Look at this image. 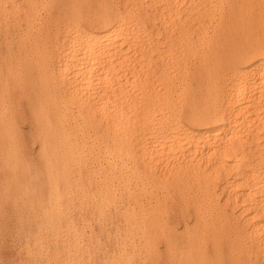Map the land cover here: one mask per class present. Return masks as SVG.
Here are the masks:
<instances>
[{
    "label": "bare ground",
    "instance_id": "6f19581e",
    "mask_svg": "<svg viewBox=\"0 0 264 264\" xmlns=\"http://www.w3.org/2000/svg\"><path fill=\"white\" fill-rule=\"evenodd\" d=\"M37 1L38 0H36L35 5H37L36 4L38 3ZM39 1L41 3V0ZM68 1L67 3L65 2L67 6H68ZM78 1L83 2L84 0H78ZM78 1L74 0L73 4L74 3L76 4V2ZM100 1L102 2V0ZM100 1L95 0L96 8L97 6L101 7L102 5L103 7L104 5V9H105L108 4V1L104 0L106 1V6H105V2L103 4H100ZM153 1H155L154 4L156 8L154 12L152 10L151 14H149V15H152V18H150V21H152L151 25L147 24L148 19L145 20V18L144 19L142 18V15L145 12L142 13V15H141V12H139V10L138 12L135 13V11L132 9V6H130L131 4L128 5V3H125L126 1L123 0L122 4L124 3V5L122 7V10H118V9L115 11L113 10L114 12L112 11V9L108 10L110 4L112 3L111 2L110 4H108L109 6H107L108 13L105 11L106 13L105 15L103 14L104 12L102 13L103 15L98 14L94 18V20L91 21L93 22L94 25L91 26V24L87 22V19H89V17L85 19L86 24L84 23L85 25H81V26L90 25V27L87 29H81V27L79 26L77 16L80 14H78L79 10L77 8L78 6L77 5L76 7L73 8V10L74 11L78 10L77 11L78 13L75 12V15H74V12L72 11L73 16L72 14H70V16H72L71 19L66 23V20H67V16H66L65 22L64 21L62 22V24L63 23H66V24L65 25L63 24L61 26L62 28L60 29L61 31L59 30L60 26H58V32L53 33L51 37L50 35L48 36L47 41H49L48 43L49 49H46V50H49L48 52L49 55L47 54L48 56L47 63L44 65V67L41 69L39 68V70L37 69L36 71L25 72V74L30 75L31 77L32 76L36 77L38 79L39 85H40L39 79H43L44 81H47L49 79H54L57 81V84L54 87L59 89L57 93L59 96L57 95V98H58V102L61 104V107L60 105H58L60 107L58 109L60 110H57V112L59 111L60 114H62L63 116H66L64 118L65 120L61 122V131H62L61 134H63L62 144H64V155L62 158L63 160L61 161L62 162L61 164H63V168H62V165L60 164L61 169L64 170V165H66L67 163L70 164L69 161L73 159L71 155L76 152L75 146L69 141L70 135L72 133V129L70 127L71 122L70 121L68 122L69 119L67 118L68 117L67 115L72 114L73 116L74 114V116H77L79 118V122L77 121L78 122L77 124L83 125L84 127H91V123L96 124L97 132H100L104 136V139L106 142H105V147L104 146L103 147L105 148L108 161L112 162L111 160L113 158L114 160H117L118 162V163L113 162V165L114 164L120 165L118 167L119 168L118 170L115 168V166L114 167L109 166V169H108L109 177H113L115 174H118V173L120 174V172L122 174V168L124 169V167H126V168H129L130 170L129 177L133 179V182H136V185L137 183H139V187L145 188L150 185L158 187L157 188L158 193L161 192L164 197L168 196L167 198H163L161 196L158 199L156 198L154 207L157 206L155 210L158 209L160 211V217L165 212V210L172 211L176 209L180 212L179 214H182V215L183 214L187 215L189 214L190 210L192 211V215H193L192 223L194 226L201 228V231H198L199 233L198 232L196 233V231L189 232V233L187 232V234L183 232L184 234H186V236L184 235L185 237L183 238L185 244H184L183 252L181 253H185L187 258L188 256L190 257L189 264H218L220 258H223L222 257L224 255L223 252L215 251L213 252V255H208L206 254L204 250V247H206L204 246V244H206L207 239H209V242L216 243V239H218L219 235L221 234L220 229L222 230L223 228L221 226V219L223 218V216H225L226 213L224 209H222V207H221V210L218 212L217 207L220 208V205L221 206L223 205L224 208L226 206H230V209H231L230 214H233L235 207L239 206V210L241 211L240 215L242 217V222L240 223L238 220L240 224L238 227L237 225L238 222L234 221L236 224L235 225L233 224L234 226L232 225L231 227L232 229L235 227L238 228L239 232H241L244 236L246 235V238H244L243 236L242 244L244 245L245 243L248 244L246 248L248 249L250 248L249 253L250 255L253 254L255 256V257L253 256L252 257L254 258V262L256 264L257 259L255 260V258L261 254L264 256V21H263L264 20V0H261V1L259 0H229L228 5L226 3V5L229 8V9L227 8L228 11L226 10L228 12V15L225 16L226 15L225 14L224 15L225 18H223V15L222 16L220 15L223 19H220L218 21L217 20L215 21V19L213 18L215 23H213V20L211 19L212 17L208 15L209 13L208 14L204 13L201 9L210 10L212 8V10H215V9H218V7L222 8V3L225 2V0H220L218 3H215L217 2L215 1L213 3V7L210 6L211 8L209 7V1H207L208 4L206 3L204 5V7L207 5L208 8L199 7L201 4L203 5V1L205 0H153ZM42 2H46V1L43 0ZM135 2L136 1H134V3ZM32 3H34V0H0V21H3L7 19L8 17H11V19H15V18L17 19V17H19L20 14H22L25 17L26 16L29 17L28 14L36 10V9L33 10L34 4L32 5ZM60 3L61 2H59V5H61ZM130 3H133V2H130ZM116 4L114 3V5ZM38 5H42V4L38 3ZM147 5L149 4L147 3ZM150 6L154 8V5H150ZM20 7L22 9V12L19 14H16V11L17 10L19 11ZM38 7L40 8V6ZM43 7H44V4H43ZM78 7L80 8V5ZM100 7L97 13H99L100 10H102ZM90 8H91V5H90ZM223 8H222V12H223ZM97 9L95 10V8H93L91 10L90 16H92L93 11L94 10L97 11ZM55 10L56 11L59 10L60 12V8L58 10L57 9ZM88 11H90L89 8H88ZM95 11H94V15L97 14ZM147 12L149 13L150 11L146 10V14H147V15L145 14L146 17L148 16ZM211 12L213 14V11H210V15H211ZM217 12L219 14V10ZM35 13L37 14L36 11ZM58 13L56 12V15ZM69 13H71V10L67 14ZM85 13L87 12L85 11ZM85 13H84V17H85ZM49 16L46 17V21H47V18H49ZM80 16H83V15H80ZM84 17L83 19L82 17L79 18L80 21H83ZM219 18L220 17L218 16L217 19ZM16 19L15 21H17ZM44 20H45V17H44ZM57 22L59 23V21ZM7 24H8V21H7ZM55 27H57V24ZM37 28L39 27L37 26ZM52 29H50V31ZM25 30L27 29L25 28ZM53 31L54 30H52V32ZM25 32L26 31L20 34H25ZM210 32H212L211 35H209ZM12 34L14 36V29L12 28L11 30L9 31L6 30L4 32L3 34L4 43H10L9 39L12 37ZM41 35H42V31H41L40 36ZM42 39L41 40L39 39L40 40L39 42H41ZM44 39L46 40V38ZM29 45H30V49L35 52H41L45 48L42 45V42L38 44L37 41H33L32 45L29 43ZM54 51L58 54V56H56L57 54L56 55L54 54ZM52 53L56 57H58V59H55L54 63L53 61H51ZM39 55L37 54V56ZM33 59H34V56H33ZM1 65H2V62H1ZM38 65L40 67L42 66V64L41 65L38 64ZM13 69H14V66H13ZM6 71H7V68H6ZM14 72H15V69H14ZM7 73L8 72H6V74ZM189 78L194 80L195 87H194L193 94L188 93V97L189 95L190 96L192 95V99H191V102L188 99L189 102L187 103L185 99L181 98V94L184 93V91H186L185 94H187V90L190 91V88H189L190 84L188 82ZM16 80L19 81L20 79L18 80L17 78ZM14 82L16 81L14 80ZM24 82H26V80ZM15 95H16V92H15ZM35 95L37 97H40L39 93ZM32 96H33V92H32ZM180 99L182 100V102H184L185 100L186 102L185 105L181 106V103L179 104ZM25 100H26V96L24 99V105H25ZM15 102H16V99H15ZM28 102H30L29 99H28ZM46 102H47V99L45 100L44 103ZM178 104L180 105V107L178 106ZM28 108H29V105H28ZM90 109L93 112H90L89 111ZM20 110L21 109H19V111ZM28 111L26 110L27 113ZM95 113L99 114L98 119L93 118V115H95ZM38 114H40V112ZM29 121L32 122V120H30V117H29ZM34 123H36L35 120L33 121L32 125ZM56 123H59V121ZM40 124H41V121H40ZM49 124L51 123H47L46 126H48ZM78 127L79 126L77 125V130H78ZM32 129H33V126H32ZM45 129L46 128H44L43 130ZM37 131L39 130L37 129ZM56 134H58V131ZM75 134L76 132L74 133V135ZM79 134H81V132H79ZM51 136H53V134ZM89 145L90 144H88V147ZM134 149L139 150V152L137 153L138 155H136ZM98 151H100L99 148H98ZM56 154H58V152ZM52 156L54 157V155ZM58 156L59 155H55V157H57L56 159H58ZM60 156H62V153ZM136 157L142 162V165H141L142 170H140L141 168L139 169V171L136 170L137 164L136 165L134 164L135 163L134 159ZM54 162H56V160H54ZM73 162H75V160ZM82 162H83V159H82ZM134 165L136 169L133 167ZM55 167H52V168H54L56 171ZM157 167L159 168L158 172L156 171ZM57 171H58V168H57ZM86 171L87 170H85L84 172ZM62 173H60V176ZM55 174L53 173L51 175L50 173L49 174L50 178L53 179L55 177ZM76 175L77 174H75V176ZM56 176L58 177V175ZM66 176H61V180L63 178V180L65 179V182H66L68 180V177L66 180ZM58 179L59 178H57V182L58 181L60 182L61 180H58ZM69 179H70V176H69ZM220 179L222 180L224 186H227L229 188L232 195L229 192L230 193L229 195H226V196L224 195L226 197L225 198L222 194V197H224V200L223 199L221 200L220 205L218 204L216 199H214L215 198L214 197L213 198L214 200H212V203H213L212 204L211 203L212 196L215 194L216 189L218 188L217 183L213 184V182L214 181L217 182L218 180L220 181ZM78 180H79V177H78ZM93 181H94V178H93ZM51 182L53 183V180ZM59 182L58 184L61 183ZM119 182L120 181H118V185H119ZM52 183H51V186H52ZM71 183L73 184L72 181ZM69 184L67 187L71 188L72 185L69 187ZM86 184L88 185L87 182ZM62 186H64L63 183H62ZM56 187L57 186L55 183L54 190L57 191ZM108 189H109V186L107 185V190ZM221 189L219 190H221L222 192L226 188L224 189L221 188ZM54 190L53 192H55ZM60 190H61L60 192H62V190L64 189L60 188ZM94 190L95 188L93 189V191ZM50 191H52V189ZM104 191L106 190L104 189ZM111 192L112 193H109V195L115 194L112 191V189H111ZM145 192H147V189ZM152 192L153 191L151 190V193ZM143 193L144 192H142V194ZM176 193H179L178 195L179 201L177 202L178 203L177 206H173L172 204H170L169 201L171 200V198H173V195H175ZM49 194L52 196L51 193ZM137 194L139 195V193ZM155 195H156V192H155ZM55 196L56 195H54V197ZM85 196L87 197V195ZM97 197L98 196L96 195V198ZM62 199H64V197H62ZM113 199H112V203H113ZM218 199L219 198L217 197V200ZM119 200H120V197H119ZM145 200H146V197H145ZM124 201L128 202V200H124ZM214 201L217 202V203L215 202L217 207H215ZM238 201L239 203L237 205L236 202ZM109 204L110 203L108 202V205ZM230 204H232V207ZM119 205H121V203ZM149 206H153V205H149ZM64 207H66V205H64ZM113 208H114V204H113ZM93 209H96V208H93ZM100 209L102 208L100 207ZM66 210L68 209L65 208V211ZM148 210L149 209H147V211ZM126 211H128V209ZM131 213H132V210H131ZM131 213H128V214L130 215ZM65 214L67 215V213ZM145 214H147V212ZM234 214H235L234 215L235 217L236 213ZM68 215H70V213ZM237 215H239V211ZM115 217L116 218L118 217L117 214L115 215ZM132 217H135V216H132ZM176 217H177V214H176ZM102 218L103 217H101V219ZM114 218H113V221L116 219ZM179 218H180V215H179ZM236 218L238 219V217ZM154 221L153 222L155 224L156 219ZM106 222H109V221H106ZM170 222L171 220L169 221V223ZM176 222H180V221L177 220ZM187 222L188 220L185 222L184 225H182L184 226L183 228L185 230L187 229L186 227H189L187 225ZM125 223L126 222L124 221V224ZM166 223H167V220H166ZM225 223H226L225 225L226 229L225 228L223 229H225V231H228L230 223L228 222V220H226ZM118 225H121V224H118ZM163 225L164 224L162 223L161 225L162 228H163ZM130 226L131 225H129V227ZM170 226L171 225H169V227ZM161 227L160 229L162 230ZM216 227H219L220 229L217 230ZM236 228H235V234L238 233L236 231ZM149 229H150V226H149ZM149 229L148 231H150ZM231 230L228 231V235ZM38 231H39V227H38L37 232ZM159 232L162 236L161 231ZM176 233H177L176 235H178V232ZM144 234H145L144 237L148 235V233L147 235L146 233ZM160 234L158 233V235ZM36 235L37 233L35 232V236ZM228 235H227V238H228ZM78 236H79V233H78ZM132 238L133 237L131 236V242L133 240ZM163 238H164V235L162 236V239ZM239 238L241 237H238V240ZM140 239L142 240V237ZM151 241L152 240L150 239V242ZM239 241H242V238ZM163 242H164V239H163ZM154 243H156V241H154ZM239 244L237 243L235 244V247L237 245L238 250H239ZM180 245L182 247L181 243ZM231 245L232 247L234 246L233 244ZM145 246H147V243ZM246 248H244L243 246V248H240V251L241 249H245L246 251ZM231 250L232 249H230V251ZM238 250L236 251V253H238ZM162 251H164V249ZM60 252L61 251H59V253ZM63 254L64 253H62L61 255ZM247 254L248 253L246 252L245 259L247 258ZM110 256H112V254H110ZM110 256H108V258ZM164 256L165 254L163 255V257ZM168 258H170V256H168ZM237 258L235 257V262L237 261L236 260ZM83 260L85 261L86 259H83ZM71 261H72V258H71ZM250 262L251 260L248 261L247 263H250ZM109 264H112V263H109Z\"/></svg>",
    "mask_w": 264,
    "mask_h": 264
},
{
    "label": "rangeland",
    "instance_id": "374dc122",
    "mask_svg": "<svg viewBox=\"0 0 264 264\" xmlns=\"http://www.w3.org/2000/svg\"><path fill=\"white\" fill-rule=\"evenodd\" d=\"M42 1L43 0H41V3L39 0L37 1L39 4H42V5H38V3H36L37 5H35L36 0H34V3H32V5L34 4L33 10L36 9L35 11L37 12V14L35 13V11H33L32 13H30L31 15L28 14L29 17H27V16L25 17L22 14H20V16L17 17V19L15 18L17 21H15V19H11V17H8L7 19L0 21V88H1L0 89V96H1L0 97V105H1V107H0V264H102V263H104V264H107V263L108 264L109 263L122 264V262H123V264H161V263H163V264H176V263L177 264H187L188 263L189 264V262H190L189 258L190 257L188 256V258H187L185 253H181V252H183L184 244H185L183 238L186 236L187 232L189 233V232H195L196 231V233H197L198 231H201V228L194 226L192 223L193 222L192 211L190 210L189 214H187V215H184V214L182 215V214H179L180 212L176 209L172 210V211L171 210H169V211L165 210V212H164L165 215L163 213L160 217V211L158 209L155 210V208H157V206L154 207L156 198L158 199V198H160V196L163 198H167L168 196L164 197L161 192L158 193V191H157L158 187H155L153 185H150V186L145 187V188L139 187V183H137V185H136V182H133V179L131 177H129V173H130L129 171L130 170H129V168H126V167H124V169L122 168V174L123 175L120 172V174L118 173V174H115L113 177H109L108 176L109 166H113V167L115 166V168L118 170L119 169L118 167L120 165H115V164L113 165V162L118 163L117 160H114L113 158L111 160L112 162L108 161L107 154H106L105 148H104L105 142H106L104 139V136L100 132H97L96 124L91 123V127H84L83 125L77 124L79 122V118L77 116H74V114H73V116H72V114L67 115L68 116L67 118L69 119L68 122L69 121L71 122L70 127L72 129V133L70 135L69 141L75 146L76 152L71 155V157L73 159H71V161H69L70 164L67 163L66 164L67 166L64 165V170H62L61 165L63 168V164H61L62 163L61 161L63 160L62 158L64 155V144H62V135L63 134H61L62 133L61 122H63V120H65L64 118L66 116H63L62 114H60L59 111L57 112V110H60L58 108L61 107V104L58 102V98H57V95H58L57 93H58L59 89L54 87L57 84V81L54 79H49L50 81L49 80L44 81L43 79H39V83H40V85H39L38 79L36 77H33V76L31 77L30 75L25 74V72H27V71L32 72V71H36L37 69L39 70V68L41 69L44 67V65L47 63V57H48L47 54L49 55V53H48L49 50H46V49H49V44H48L49 41H47L48 36L50 35V37H51L53 33L58 32V26H60L59 30L62 29L61 26L63 24L65 25L71 19V17L73 16V14H72L73 12L75 15V12L78 13L77 11L79 10L78 14L83 15V16H80V15L77 16L79 26L81 27V29H87L90 27V25L81 26V25L86 24L85 19H87L89 17V19H87V22L89 24H91V26H92L94 24L91 21H93L94 18L98 14L99 15H103V14L105 15L106 14L105 11L107 12L108 10H111V9H112V11L113 10L115 11L117 9L122 10V7L124 5V3L122 4L123 0H115V1L107 0L108 4H110L111 2L113 3V4L111 3L112 6H111V4H110V6L107 4V6H109L110 9L106 6V1H104V0H102V2L100 0L99 1H100V4H103L105 2V6H106L105 9H104V5H103V7H102V5H101V7L97 6V8H98L97 9L96 5H95V0H84L83 2L75 0V1L79 2V4H78V2H76V4L74 3L75 5L73 4L74 0L73 1L71 0L72 3L70 2V0L69 1L68 0H60V1L59 0H45L46 2H42ZM58 1L61 2L60 3L61 5H59ZM67 1H68V6L66 4ZM125 1H126L125 3H128V5L131 4L130 6H132V9L135 11V13L138 12V10H139V12H141V15H142V13L145 12L142 15V18L143 19L145 18V20L148 19L147 24L151 25L152 21H150V18H152V15H149V14H151L152 10L154 12V10L156 8L155 4H154L155 1H153V0H149V1L148 0H134V1H136L135 3L133 0H129V1L125 0ZM205 1H203V5L201 4L199 6L200 8H208L207 5L204 7V5L206 3L208 4L207 1H209V7L210 6L213 7V3L215 1H217L215 3H218L220 0H214V1L213 0H211V1L205 0ZM259 1H261V0H259ZM116 2H117V4H116ZM130 2H133V3H130ZM228 2H229V0L228 1L225 0V2L222 3V8L224 6L223 12H222V8H220V7H218V9H215V10H212L211 7H210L211 8L210 10H204V9H201V10L204 13H207V14L209 13L208 15L212 17V18L211 17L210 18L213 20V23H215L216 20L218 21L220 19H223V18H225V16L228 15V12H227L228 11L227 10ZM82 3H83V5H82ZM114 3L116 5H114ZM120 3H121V5H120ZM147 3L149 5H147ZM226 3H227V5H226ZM43 4H44V7H43ZM64 5L66 6V8ZM77 5L78 6L80 5V8ZM85 5H87V6H85ZM90 5H91V8H90ZM150 5H154V8ZM38 6H40V8ZM76 6H77L78 10L76 9L77 11H74L73 8ZM93 6H95V7H93ZM140 6H141V8H140ZM37 7H38V9H37ZM50 7H51V9H50ZM99 7L103 10V11L100 10L101 13L100 12L97 13L99 10ZM59 8H60V12L58 10ZM88 8L90 11H88ZM93 8H95V10L97 9V11L94 10L97 14L95 13L96 15H94V11H93L92 16H90L91 10ZM107 8H108V10H107ZM55 9H57L58 11H56ZM70 10H71V13L67 14L68 12H70ZM83 10H84V12H83ZM142 10H144V11H142ZM146 10L150 11L149 13L147 12L149 18H148V16L146 17V15H147ZM218 10H219V14L217 12ZM61 11H62V13H61ZM63 11H64V13H63ZM65 11H66V13H65ZM85 11L87 13L88 12L89 13L87 14V13H85ZM210 11H213V14L211 12V15H210ZM21 12H22V9L20 7L19 11L18 10L16 11V14H19ZM56 12L57 13L59 12L58 13L59 15L58 14L56 15ZM53 13H55V14H53ZM84 13H85V17H84ZM49 14H50V16H49ZM70 14H72V16H70ZM63 15H64V17H63ZM220 15L221 16L223 15V18ZM37 16H39V17H37ZM48 16H49V18H47V21H46V17H48ZM58 16H59V18H58ZM66 16H67V20L65 19ZM218 16L220 17L219 19H217ZM22 17L24 20L22 19ZM44 17H45V20H44ZM81 17H82V19L84 17L83 21H80L79 18H81ZM213 18L215 19V21ZM65 20H66V23L62 24V22L63 21L65 22ZM7 21H8V24H7ZM57 21H59V23ZM42 23H43V25H42ZM56 24H57V27H55ZM36 25L39 28H37ZM52 27H53V29H52ZM11 28L14 29V36L12 34V37L9 39L10 43H4L3 34L6 30H8V31L11 30ZM25 28L27 30H25ZM56 28H57V30H56ZM39 29H40V31H39ZM50 29H52L54 31L52 32V30L50 31ZM24 31H26L25 34H20V33H23ZM41 31H42V35L40 36ZM43 31H45V32H43ZM211 33L212 32H210L209 35H211ZM17 34H18V36H17ZM141 34H142V32H141ZM25 35H26V37H25ZM28 36H29V38H28ZM30 37H32V38H30ZM44 38H46V40ZM39 39L40 40L42 39L41 42L45 48L41 52H35V51L30 49L29 43L32 45L33 41H37V43L39 44V43H41V42H39L40 41ZM25 45H26V47H25ZM39 53H40V55H39ZM37 54L39 56H37ZM54 54L56 55L57 53L54 51ZM54 54L52 53V56H51V58H52L51 61H53V63H54L55 59H58V57H56V56H58V54L56 56ZM10 55H11V57H10ZM33 56H34V59H33ZM38 58H39V60H38ZM1 62H2V65H1ZM31 63H32V65H31ZM37 63L40 65L42 64V66L40 67ZM13 66H14L15 72H14ZM6 68H7V71H6ZM2 69H3V71H2ZM16 71H17V73H16ZM6 72H8V73L6 74ZM22 74H24V75H22ZM12 75H13V77H12ZM17 75H18V77H17ZM26 75H27V77H26ZM3 77H4V79H3ZM17 78H18V80L19 79L20 80L17 81L16 80ZM12 80H13V82H12ZM14 80L16 82H14ZM25 80H26V82H24ZM42 81H43V83H42ZM3 82H4V84H3ZM188 82L190 84L189 88H190L191 93L189 90H187V94H185L186 91H184V93L181 94V98L185 99L187 103L189 102V100L191 102V99H192V95L191 96L189 95V97H188V93L193 94L194 93V87H195V83H194L193 79L189 78ZM34 83H35V85H34ZM17 89H18V91H17ZM15 92H16V95H15ZM32 92H33V96H32ZM6 93L8 96L6 95ZM37 93L40 94V97H37L35 95ZM45 93H46V95H45ZM2 96H3V98H2ZM25 96H26L25 105H27V106L24 105ZM51 97H52V99H51ZM53 98H54V100H53ZM15 99H16V102H15ZM28 99L30 100V102H28ZM46 99H47V102L44 103ZM35 100H36V102H35ZM43 100H44V102H43ZM180 100H179V104L181 103V106L185 105V103H186L185 100H184V102H182V100L180 102ZM22 104H23V106H22ZM179 104H178V106L180 107ZM28 105H29V108H28ZM58 105H60V107ZM26 107H27V109H26ZM18 108L21 110L19 111ZM28 109H29V111H28ZM26 110L28 111V113L26 112ZM89 111L93 112V111H91V109ZM29 112H30V114H29ZM39 112H40V114H38ZM59 116H61V117H59ZM29 117H30V120H32V122L29 121ZM49 117H50V119H49ZM70 117L72 120L70 119ZM98 117H99V114L95 113V115H93L94 119H98ZM38 118H39V120H38ZM42 118H43V120H42ZM45 119H46V121H45ZM34 120L36 121L37 124L34 123L32 125ZM40 121H41V124H40ZM58 121H59V123H56ZM73 122H74V124H73ZM93 122H95V121H93ZM47 123H51V124L46 126ZM77 125L80 127V128L78 127V130H77ZM32 126H33V129H32ZM51 126H52V128H51ZM44 128H46V129L43 130ZM37 129L39 131H37ZM53 129H54V131H53ZM57 131H58V134H56ZM74 131L76 132L75 135H74V133H75ZM77 132H78V134H79V132H81V134L78 135ZM92 133H93V135H92ZM52 134H53V136H51ZM46 135H47V137H46ZM99 135H101V136H99ZM49 137L51 138V140ZM56 138H57V140H56ZM78 138H79V140H78ZM53 140H55V141H53ZM82 141H83V143H82ZM59 142H61V143H59ZM53 144H54V146H53ZM88 144H90L89 147H88ZM76 147H77V149H76ZM96 148H97V150H96ZM98 148L100 149V151H98ZM53 149H54V151H53ZM59 149H60V151H59ZM103 149H104V151H103ZM134 151H135L136 155H138L137 153L139 152V150L134 149ZM57 152H58V154H56ZM60 152L62 153V156H60L61 155ZM52 155H54V157ZM55 155H59L58 159H56L57 157H55ZM93 155H94V157H93ZM103 155H104V157H103ZM50 157H51V159H50ZM77 157H78V159H77ZM96 158H97V160H96ZM82 159H83V162H82ZM54 160H56V162H54ZM74 160H75V162H73ZM105 161H106V163H105ZM81 162H82V164H81ZM134 162H135L134 163L135 165L137 164L136 165L137 169H136L135 165L133 167L137 171H139L140 168H141L140 170H142L141 160H139L136 157L134 159ZM75 163H76V165H75ZM49 165H50V167H49ZM100 165H101V167H100ZM55 166H57V167H55ZM81 166H82V168L83 167L84 168L82 169ZM52 167H55L56 171ZM66 167H67V169H66ZM57 168H58V171H57ZM50 169H51V171H50ZM84 169L87 171L84 172L85 171ZM156 169L155 170L158 172L159 168L157 167ZM65 170L67 171V173ZM68 170H70V171H68ZM48 172H50L51 175L53 173L55 174L57 172L59 174L58 173L55 174V177L53 175L54 178L52 179V178H50V175H49L50 173H48ZM60 173H62L61 176L67 175L66 176V180L68 177V180L66 181L67 183L65 182V179L63 180V178H62L63 181L61 180ZM75 174H77V175L75 176ZM98 174H100V175H98ZM56 175H58V177ZM69 176H70V179L73 182V184L71 183ZM78 177H79V180H78ZM57 178H59L58 180H61L60 181L61 183L58 181L61 185L58 184ZM72 178H74V179H72ZM93 178H94V181H93ZM131 179H132V181H131ZM52 180H53V183L51 182ZM118 181H120L119 185H118ZM218 181L213 182V184L217 183L218 188L216 189L215 194L212 196L211 203H212V200L216 199V201L220 205L221 200L222 199L224 200V197L226 195H229L231 192L227 186H224L221 179L219 182ZM86 182L88 183V185L86 184ZM51 183H52V186H51ZM55 183L57 186L56 187L57 191L54 190ZM62 183L64 186H62ZM49 184H50V186H49ZM68 184H69V187L72 185L71 188L67 187ZM132 184H134L135 186ZM107 185L109 186L108 190H107ZM88 186H89V188H88ZM219 186H220V188H219ZM93 187L95 188V190H94L95 192L93 191V189H94ZM123 187H124V189H123ZM60 188L64 189V190H62V192H60L61 191ZM221 188H223V189L226 188V189H224L221 192V190H222ZM51 189H52V191H50ZM104 189L106 191H104ZM111 189L115 193L114 195H109V193H112ZM146 189H147V192H145ZM219 189H221V190H219ZM53 190L55 192H53ZM71 190L73 193L71 192ZM151 190L153 191L152 193H151ZM142 192H144V193L142 194ZM155 192H156L157 196L159 194L158 197L155 195ZM49 193H51L52 196ZM127 193H128V195H127ZM137 193H139V195ZM222 194H223V196L224 195L225 196L222 197ZM54 195H56V196L54 197ZM85 195H87V197ZM96 195L98 196L97 198H96ZM178 195H179V193H176L175 195H173V198H171V200L169 201L170 204H172L173 206L178 205V203H177L179 201ZM231 195H232V193H231ZM61 196L64 197L65 200L62 199ZM80 196H81V198H80ZM73 197H74V199H73ZM119 197H120V200H119ZM122 197H123V199H122ZM145 197H146V200H145ZM152 197H154L155 200ZM217 197L219 198L218 200H217ZM75 199H76V201H75ZM104 199H105V201H104ZM112 199H113V203H112ZM56 200H57V202H56ZM124 200H128V202L127 201L125 202ZM48 201H49V203H48ZM143 201H144V203H143ZM216 201H214V204ZM76 202L78 205L76 204ZM108 202L110 203L109 205H108ZM147 202H148V204H147ZM169 202H168V204H169ZM71 203H72V205H71ZM118 203L119 204L121 203V205H119ZM141 203H142V205H141ZM222 203H223V201H222ZM236 203L238 205L239 201ZM91 204L94 206H92ZM113 204H114V208H113ZM64 205H66V207H64ZM149 205H153V206H149ZM230 205L232 207V204H230ZM100 207L102 209H100ZM215 207H217L216 204H215ZM221 207H222V209H224L225 213L227 214V215L225 214V216H223V218L221 219V226L223 228L226 229V227H225L226 220H228V222L230 223L228 231L232 229L231 226L233 224L234 225L236 224L234 221L238 222V220H239L240 223L242 222V217L240 215L241 211L239 210V206L235 207V210H237V211L234 210V213H236L235 217H234V215H235L234 213L230 214V212H231L230 206H226L224 208L223 205L222 206L220 205V208L217 207L218 212L221 210ZM63 208H64V210H63ZM65 208L68 210L65 211ZM93 208H96V209H93ZM110 209H111V211H110ZM112 209H113V211H112ZM127 209H128V211H126ZM130 209L132 210L133 215H132ZM147 209H149V210L147 211ZM153 209H154V211H153ZM96 210H98V211H96ZM145 211L147 212V214H145L146 213ZM238 211H239L240 217H239V215H237ZM105 212H106V214H105ZM112 212L114 213V215ZM134 212H135V214H134ZM156 212H157V214H156ZM65 213H67V215ZM69 213H70V215H68ZM102 213H103V215H102ZM128 213H131V214L129 215ZM116 214L120 218H118V217L116 218L115 217ZM176 214H177V217H176ZM107 215H109V216H107ZM125 215H126V217H125ZM179 215H180V218H179ZM229 215H231V216H229ZM132 216H135V217H132ZM164 216H165V218H164ZM181 216H182V218H181ZM101 217H103V218L101 219ZM106 217H107V219H106ZM167 217H168V219H167ZM187 217H188V219H187ZM232 217H233V219L234 218L235 219L233 220ZM236 217H238V219ZM113 218L115 219L114 221H113ZM121 218H122V220H121ZM175 218H177V219H175ZM123 219L126 222L125 224H124ZM150 219H151V221H150ZM155 219H156L157 224L156 223L154 224ZM183 219H184V221H183ZM105 220L109 221V222H106ZM120 220H121V222H120ZM128 220L131 222H129ZM132 220H134V221H132ZM166 220H167V223H166ZM170 220H171V222L169 223ZM174 220H176V221L179 220L180 222H176ZM187 220H188L187 225L189 227H186L187 229L185 230L183 228L184 226H182V225H184ZM139 221L142 224H140ZM231 222H232V224H231ZM239 222L237 223L238 227L240 225ZM162 223L164 224L163 228L161 227ZM118 224H121V225H118ZM71 225H72V227H71ZM122 225H124V226H122ZM129 225H131V226L129 227ZM157 225L159 228L157 227ZM169 225H171L170 226L171 228L169 227ZM112 226H113V228H112ZM127 226H128V228H127ZM149 226H150V229H149ZM178 226H180V227H178ZM38 227H39V231L37 232ZM160 227L162 228V230L160 229ZM223 228L221 230L219 227H216L217 230L220 229V231H221V234L219 235L218 239H216V243L215 242H209V239H207V242H206L207 245L204 244V246H206V247H204L206 254L213 255V252H215V251L223 252L224 253V255L222 256L223 258H220L218 264H233V263H235V264H244V263L245 264H255L254 258H253L255 256L253 254L250 255V253H249L250 248L249 249L246 248V246L248 244H246V243H245V245L242 244L244 235L241 232H239V229L235 227L236 231L238 232L235 234V228H233L229 232V235H228V231H225V229H223ZM148 229L150 231H148ZM193 229H194V231H193ZM131 231H132V233H131ZM153 231H154V233H153ZM159 231H161L162 236L164 235V238H163L164 242H163L162 236H161ZM35 232L37 233L36 236H35ZM120 232H122V233H120ZM176 232H178V235H176L177 234ZM183 232L186 234H184ZM78 233H79V236H78ZM80 233H81V235H80ZM144 233H146V235L148 233V235L144 237V235H145ZM158 233L160 235H158ZM179 233H180V235H179ZM38 234H39V236H38ZM232 234H233V236H232ZM113 235H115V236H113ZM227 235H228V238H227ZM81 236H82V238H81ZM131 236L133 237L132 239L134 240V242H133V240L131 242ZM153 236H154V238H153ZM229 236H230V238H229ZM84 237H86V238H84ZM141 237H142V240L140 239ZM166 237L169 240L170 239L171 240L169 241ZM238 237H241L242 241H239L241 238H239V240H238ZM149 238L152 240L151 242H150ZM235 238H236V240H235ZM244 238H246V235L244 236ZM143 240H144V242H143ZM146 240L147 241L149 240L148 241L149 243ZM154 241H156V243H154ZM97 243L100 246H98ZM146 243H147V246H145ZM180 243L182 244V247H181ZM236 243L237 244L240 243L239 244V250H238L237 245H236L237 249L235 247ZM153 244H154V246H153ZM155 244H156V246H155ZM210 244L212 247L210 246ZM231 244L234 245L233 246L234 248L232 247ZM229 246H231L232 248ZM243 246H244V248H246V251H245V249H241V251H240V248H243ZM144 247H145V249H144ZM77 248H78V250H77ZM167 248H168V250H167ZM161 249L162 250L164 249V251H162ZM230 249H232L231 250L232 252L230 251ZM152 250H154V251H152ZM211 250H212V252H211ZM237 250H238V253H236ZM59 251H61V252L59 253ZM85 251H86V253L88 251V253L86 254ZM115 252H116V254H115ZM171 252H172V254H171ZM246 252L248 253L247 254L248 259L246 258L247 260L245 259ZM26 253H28V254H26ZM62 253H64V254L61 255ZM145 253H146V255H145ZM168 253H169V255H168ZM110 254H112V256H110ZM164 254H165V256L163 257ZM108 256H110V257L108 258ZM168 256H170V258H168ZM240 256H242V257H240ZM70 257L72 258V261H71ZM235 257L236 258L238 257L236 259L237 260L236 262H235ZM251 258H253V259H251ZM83 259H86V260L84 261ZM105 259L107 262L105 261ZM249 259L251 260V262L247 263L248 261H250ZM256 259L258 262V263L256 262V264H264V256L262 254L257 256L255 258V260ZM184 260H185V262H184ZM124 261H125V263H124Z\"/></svg>",
    "mask_w": 264,
    "mask_h": 264
}]
</instances>
